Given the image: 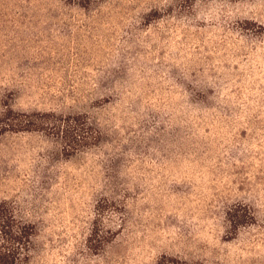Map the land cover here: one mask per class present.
Segmentation results:
<instances>
[{
	"label": "rangeland",
	"instance_id": "374dc122",
	"mask_svg": "<svg viewBox=\"0 0 264 264\" xmlns=\"http://www.w3.org/2000/svg\"><path fill=\"white\" fill-rule=\"evenodd\" d=\"M0 202L21 264H264V0H0Z\"/></svg>",
	"mask_w": 264,
	"mask_h": 264
},
{
	"label": "trees",
	"instance_id": "16d2710c",
	"mask_svg": "<svg viewBox=\"0 0 264 264\" xmlns=\"http://www.w3.org/2000/svg\"><path fill=\"white\" fill-rule=\"evenodd\" d=\"M1 118L11 122L8 125L10 128L8 130L14 132L47 131L61 141H65L64 144L69 148L71 144L83 142L89 134H92L86 121H82L78 115L56 116L44 113L20 115L7 110ZM32 233V226L20 221L13 207L8 203L0 202V264H21L26 260ZM155 264L201 263L161 256Z\"/></svg>",
	"mask_w": 264,
	"mask_h": 264
}]
</instances>
